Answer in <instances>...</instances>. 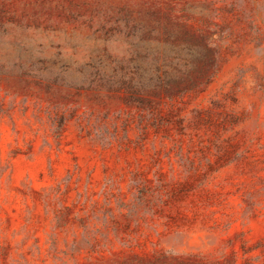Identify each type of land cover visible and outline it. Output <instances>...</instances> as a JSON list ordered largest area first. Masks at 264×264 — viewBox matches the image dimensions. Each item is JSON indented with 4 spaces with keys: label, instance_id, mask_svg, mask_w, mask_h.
Instances as JSON below:
<instances>
[{
    "label": "rangeland",
    "instance_id": "374dc122",
    "mask_svg": "<svg viewBox=\"0 0 264 264\" xmlns=\"http://www.w3.org/2000/svg\"><path fill=\"white\" fill-rule=\"evenodd\" d=\"M0 264H264V0H0Z\"/></svg>",
    "mask_w": 264,
    "mask_h": 264
}]
</instances>
